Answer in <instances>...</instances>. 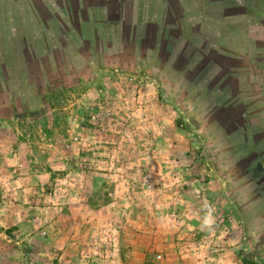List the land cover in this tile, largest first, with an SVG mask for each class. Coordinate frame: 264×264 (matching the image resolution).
Listing matches in <instances>:
<instances>
[{
  "label": "rangeland",
  "instance_id": "374dc122",
  "mask_svg": "<svg viewBox=\"0 0 264 264\" xmlns=\"http://www.w3.org/2000/svg\"><path fill=\"white\" fill-rule=\"evenodd\" d=\"M0 264H264V0H0Z\"/></svg>",
  "mask_w": 264,
  "mask_h": 264
},
{
  "label": "crops",
  "instance_id": "0c3cea01",
  "mask_svg": "<svg viewBox=\"0 0 264 264\" xmlns=\"http://www.w3.org/2000/svg\"><path fill=\"white\" fill-rule=\"evenodd\" d=\"M225 29V28H224ZM243 173L240 172V176H239V180H241L243 177H242ZM227 182V181H226Z\"/></svg>",
  "mask_w": 264,
  "mask_h": 264
},
{
  "label": "trees",
  "instance_id": "16d2710c",
  "mask_svg": "<svg viewBox=\"0 0 264 264\" xmlns=\"http://www.w3.org/2000/svg\"><path fill=\"white\" fill-rule=\"evenodd\" d=\"M5 232H6V234H8V235L11 234V230H6Z\"/></svg>",
  "mask_w": 264,
  "mask_h": 264
}]
</instances>
